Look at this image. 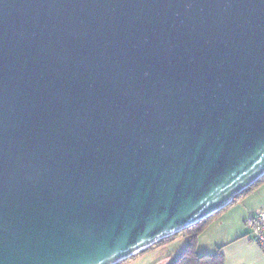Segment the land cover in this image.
Returning <instances> with one entry per match:
<instances>
[{
  "label": "water",
  "instance_id": "obj_1",
  "mask_svg": "<svg viewBox=\"0 0 264 264\" xmlns=\"http://www.w3.org/2000/svg\"><path fill=\"white\" fill-rule=\"evenodd\" d=\"M264 177V0H0V264H117Z\"/></svg>",
  "mask_w": 264,
  "mask_h": 264
},
{
  "label": "crops",
  "instance_id": "obj_2",
  "mask_svg": "<svg viewBox=\"0 0 264 264\" xmlns=\"http://www.w3.org/2000/svg\"><path fill=\"white\" fill-rule=\"evenodd\" d=\"M261 211H264V182L217 212L199 237L198 253L206 255L217 251L223 264H264V251L246 226L247 218ZM188 241L186 236L175 237L134 255L127 264H174Z\"/></svg>",
  "mask_w": 264,
  "mask_h": 264
},
{
  "label": "trees",
  "instance_id": "obj_3",
  "mask_svg": "<svg viewBox=\"0 0 264 264\" xmlns=\"http://www.w3.org/2000/svg\"><path fill=\"white\" fill-rule=\"evenodd\" d=\"M262 182H264V177H262L254 185L247 188L242 193H240L238 196H236V198L234 199L233 202H235L237 199H239L242 195H245V194L249 193L250 191H252L255 187H257ZM216 214L217 213H215L214 215H212V216H210L204 220H201L197 224L190 226V227L186 228L185 230H183L177 234H174L170 237L164 238L154 245L160 246L168 240H173L175 237L186 236V237H188V240H189L188 244H187L185 250L181 253V255L178 257V259L175 261L174 264H223L222 260L220 258L221 255L219 252L216 251V252H213L212 254L200 255L198 253V250H197L199 237H200L201 233L203 232L205 227L208 225V223L213 219V217L216 216ZM154 245L148 247L147 249H145L141 252L143 253V252L151 249ZM141 252H139L138 254H140ZM134 258L135 257L132 256V257H130L124 261L117 263V264H127L128 262H130V260H133Z\"/></svg>",
  "mask_w": 264,
  "mask_h": 264
},
{
  "label": "built area",
  "instance_id": "obj_4",
  "mask_svg": "<svg viewBox=\"0 0 264 264\" xmlns=\"http://www.w3.org/2000/svg\"><path fill=\"white\" fill-rule=\"evenodd\" d=\"M249 234L264 251V211L250 215L246 220Z\"/></svg>",
  "mask_w": 264,
  "mask_h": 264
}]
</instances>
